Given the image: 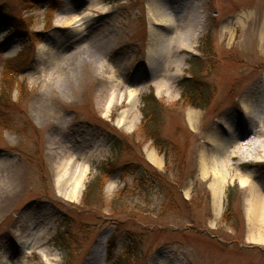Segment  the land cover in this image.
<instances>
[{
	"label": "rangeland",
	"instance_id": "rangeland-1",
	"mask_svg": "<svg viewBox=\"0 0 264 264\" xmlns=\"http://www.w3.org/2000/svg\"><path fill=\"white\" fill-rule=\"evenodd\" d=\"M30 1L0 0V264H264V0H179L161 27L164 0ZM150 90L165 153L141 135ZM106 161L147 180L113 171L78 208Z\"/></svg>",
	"mask_w": 264,
	"mask_h": 264
},
{
	"label": "trees",
	"instance_id": "trees-1",
	"mask_svg": "<svg viewBox=\"0 0 264 264\" xmlns=\"http://www.w3.org/2000/svg\"><path fill=\"white\" fill-rule=\"evenodd\" d=\"M22 3L24 4V6L26 5L25 6L26 8H31L32 6V3L30 0H22ZM10 34H12V32H10ZM200 59L201 57H198L196 54L192 55V58H191L192 62H190V67L194 66L193 61L195 60L200 61ZM180 85L184 86L185 91L188 92L189 100L193 106H196V107L205 106V103H207L208 99L205 100L207 97V96H204L205 87L203 88L201 86V85L206 86L205 83H202L200 79H198L194 75H188L182 78V80L180 81ZM2 91H3V95L4 93H7V90L5 88H3ZM141 99L143 102V107H142L143 119L140 125L141 135L146 141L148 140L151 141L152 144L155 147H157L158 151L165 153L166 146L170 144L172 145V143L167 142V141H165V143L160 142L158 133H156L157 126H158V122L156 119H158V116H160V112L158 111V109L153 107L154 103L152 101H154L155 103H159V102L156 96L154 95L153 90H150L147 94L142 95ZM2 123H5V119L0 118V128H1ZM133 139H135V137H133ZM143 143H145V141ZM124 144L125 143H123L121 140H118L115 138V140H113V145H112L113 151L115 152L117 150L121 152V149L124 148L123 146ZM113 171H118L121 174H125V175L129 173L131 175L140 173L139 176L136 177V180L138 179L137 181H139V184L141 185L144 184V182H146L147 180V174H146L145 169H143L140 165H137L136 162H128L122 165H116L113 161H106L103 165L99 167V174L95 175L94 178L91 179L89 183L86 185L83 196L81 198V202H80L81 205L78 206V208L84 209L85 206L91 208L92 206L96 205L95 203V200H96L95 193L97 192L96 185L97 184L99 186L103 185L104 180L106 179V177H108V174L109 175L112 174ZM233 188H234L233 186H229L227 188V191H226L227 205L230 204L232 200ZM226 212L224 214L225 216H226ZM233 227H237V225L234 224ZM128 238H131V234L127 235L125 239L128 240Z\"/></svg>",
	"mask_w": 264,
	"mask_h": 264
},
{
	"label": "bare ground",
	"instance_id": "bare-ground-1",
	"mask_svg": "<svg viewBox=\"0 0 264 264\" xmlns=\"http://www.w3.org/2000/svg\"><path fill=\"white\" fill-rule=\"evenodd\" d=\"M180 6L179 0H164L160 4V6L157 8L155 13L152 16V23L155 27H161L170 24L175 16L176 9ZM152 34H155V29L153 28L151 31ZM127 95L129 98H133L136 95V92H132L131 88L127 89ZM190 120L192 119V112H190ZM151 161H155V158L152 156V154L149 156ZM214 174V185L217 186L218 183L221 182V176H218V172H216V169H211ZM203 171V170H202ZM205 173V169H204ZM82 173H79V177ZM80 182V179H78L75 184L73 185V195H75L77 189H79L78 183ZM246 182V179L244 177L239 178V184L241 186H244ZM215 193L218 192V187L215 189ZM264 206L261 204L260 199L256 202H251L249 205V214L248 219L252 226H257L259 224L264 223Z\"/></svg>",
	"mask_w": 264,
	"mask_h": 264
}]
</instances>
